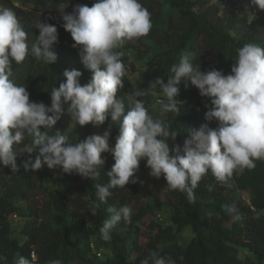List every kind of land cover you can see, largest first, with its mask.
<instances>
[{
  "label": "trees",
  "instance_id": "1",
  "mask_svg": "<svg viewBox=\"0 0 264 264\" xmlns=\"http://www.w3.org/2000/svg\"><path fill=\"white\" fill-rule=\"evenodd\" d=\"M240 1L251 4L250 0H140L151 14L152 28L147 36L136 40V53L140 58L153 53L157 74L141 87L129 79L131 70L135 69L126 53L131 44L125 41L117 49L127 69L124 87L118 90L117 97H124L126 111L135 104L127 100V94L142 100L154 119L178 133L175 139L160 137L169 145L170 155H177L178 146L182 154L184 141L192 130L205 124L215 130L219 125L215 120L206 119L207 111L213 107L211 98L201 96L195 86L186 87L185 83L179 86L177 103L181 106L180 111L174 113L161 110L157 101L165 98L158 85H151L158 77L167 82L172 75L171 68L179 64L185 52L202 71L216 69L227 75L241 47L247 43L264 47V12L249 21L247 14L231 9ZM23 2L30 4V8H18L14 13L28 33L29 54L20 64L13 61L10 79L27 88L30 100L50 106L52 90L66 82L63 75L66 69L81 71L82 85L92 78V72L81 62L79 49L73 47L75 42L64 29L62 14L57 8L61 4L68 5L65 11L71 13L77 4L92 6L95 0ZM39 19L58 29L59 40L53 45L58 58L51 65L36 59L31 52L39 35L34 22ZM137 89L147 90L149 95L136 97ZM155 106L160 108L155 110ZM63 107L65 111L55 128L48 130L49 135H54L56 129L63 131L64 122L72 120L69 105ZM110 121L111 117L107 123ZM41 131L46 129L42 126ZM103 133L98 125L90 134ZM116 137L110 138L112 146ZM85 139L70 142L79 143ZM27 140L30 147L31 138ZM37 154L19 155L17 172L0 165V264H14V258L31 259L33 255L36 264H49L52 260H59L60 264H141L153 250L161 257L170 256L175 264H264V160H256L252 169L234 173L232 188L209 171L193 190L190 200L186 191L170 190L163 176H152L146 159H142L134 176L136 183L112 189V196L103 202L99 200L95 184L109 182L107 173L115 163L111 153H102L105 166L95 181L76 173H64L61 169H49L46 165L39 170H26L23 162L29 156L34 160ZM54 174L58 176V187L49 189L46 179ZM159 180L170 191L168 205L172 224H163L155 218L145 220L161 208L159 203L144 201ZM228 189L249 194L248 201L238 202ZM44 192L48 198L42 202ZM17 199L25 202L29 220L15 235L13 214L19 215L22 211L16 205ZM124 205L132 208L131 223L122 219L111 232V238L104 240L100 228L110 215L108 207ZM187 227L191 228L193 237L182 245V232ZM100 249H103V257L97 255Z\"/></svg>",
  "mask_w": 264,
  "mask_h": 264
},
{
  "label": "clouds",
  "instance_id": "2",
  "mask_svg": "<svg viewBox=\"0 0 264 264\" xmlns=\"http://www.w3.org/2000/svg\"><path fill=\"white\" fill-rule=\"evenodd\" d=\"M251 3L264 10V0ZM67 6L61 4L57 8L63 27L70 32L73 47L79 49L81 62L92 72V78L82 85L83 73L66 69L63 73L66 82L52 90L50 106L30 100L27 88L10 79L13 61L20 64L29 54L28 33L11 9L0 8V165L17 172V157L37 152L34 160L29 156L23 162L26 170H39L46 165L95 181L105 166L102 153L109 152L115 160L107 173L109 182L95 184L99 200L106 202L113 194L112 189L136 183L134 176L142 159H146L152 176H163L170 190L186 191L190 200L193 190L209 171L218 181L227 183L234 173L252 169L256 160H264V47L256 43L241 47L227 75L216 69L202 71L185 52L179 64L171 68L167 82L163 77L155 79L151 86L158 85L165 98L157 101L162 111H180L177 98L183 81L186 87L191 84L201 96L211 98L213 107L207 111L206 119L219 125L215 130L207 124L192 130L184 141L182 154L178 146L177 155L173 156L160 137L175 139L178 133L154 119L142 100L137 99L126 111L117 97L127 72L122 53L117 49L125 41L150 33L148 9L140 0H95L92 6L77 4L71 13L65 11ZM34 27L39 35L31 52L36 59L51 65L58 58L53 49L59 40L58 29L41 19L34 22ZM134 95L144 97L149 92L137 89ZM65 104L69 105L72 121L81 126L102 125L111 117L120 130L115 145L109 142L111 125L103 135H91L79 143L70 142L58 129L49 135L48 130L55 128L64 113ZM42 126L46 131H41ZM29 137L30 147L24 144ZM107 211L110 215L100 228L106 241L122 219L131 223L133 214L128 205L110 206ZM92 213L95 215V210ZM14 264H36L35 256L31 259L19 256L14 258ZM49 264L60 261L52 260ZM141 264H175V261L153 250Z\"/></svg>",
  "mask_w": 264,
  "mask_h": 264
},
{
  "label": "rangeland",
  "instance_id": "3",
  "mask_svg": "<svg viewBox=\"0 0 264 264\" xmlns=\"http://www.w3.org/2000/svg\"><path fill=\"white\" fill-rule=\"evenodd\" d=\"M0 8H8L11 9L13 12L16 11V9L21 8V9H27L30 8V4H27L23 2V0H0ZM166 8L168 9L169 6L166 5ZM129 42V41H126ZM131 44L129 47L126 48V53L130 57V60L132 64H134L135 69L131 70L129 74V79L134 84L135 86L141 87L144 83H146L149 80H152L157 74H156V67L154 64V58H153V53H148L144 55L143 57H138L136 50L138 47V42L136 40L129 42ZM184 82L182 81L180 83L183 84ZM179 85V86H180ZM127 100H133L136 102L137 99H133L130 94H127ZM156 96V94H154ZM162 97L163 94H161ZM119 99L123 100L124 97H119ZM155 110H158L160 107L155 106ZM108 124V125H107ZM109 125H111V136H118L119 135V125L116 123H113L110 121L107 123V121L99 125L104 132L109 128ZM98 125H95L93 123H89L86 126H81L79 123H75V121L72 120H67L64 122L63 125V133L67 136H69L70 140H77L80 141L81 138H87L90 136L91 131H94V129ZM24 144L28 146L29 141L27 138L24 141ZM18 147H23V145H19ZM46 184L49 189H55L58 187V176L57 174H54L52 177H49L46 179ZM235 182L234 179L231 178L228 181V186L229 188L234 187ZM229 193H232V196L236 198L238 202H245L249 196V194H246L242 191H233L229 190ZM48 198L47 192H44V195L42 197V202L45 201V199ZM168 200H170V191L164 186L163 182L159 180L155 185H154V191L153 193L146 198L144 201H152L154 203H159L161 205V208L158 209L155 212V215H148L145 220H149L152 218H155V220H159L160 222H163V224H172L170 220V213H171V208L168 205ZM16 205L19 206L22 211L19 213L17 218H15L14 222V229H15V235L19 234V230L24 226V224L29 220V216L26 215V207H25V202L17 199L16 200ZM229 223V222H228ZM193 237V233L190 227L185 228V230L182 232V240L181 244L185 245L191 238ZM134 238V236H133Z\"/></svg>",
  "mask_w": 264,
  "mask_h": 264
},
{
  "label": "built area",
  "instance_id": "4",
  "mask_svg": "<svg viewBox=\"0 0 264 264\" xmlns=\"http://www.w3.org/2000/svg\"><path fill=\"white\" fill-rule=\"evenodd\" d=\"M250 2H251V0H250ZM231 9L234 11H238L241 14H247L249 21L254 19V17L256 19L261 11L264 12V10H260L257 6L252 5V3L248 4L245 1L238 2L237 4L232 6ZM17 216H18L17 214H13L14 218H17ZM103 254H104L103 249H100L97 252V255L100 257H103Z\"/></svg>",
  "mask_w": 264,
  "mask_h": 264
}]
</instances>
